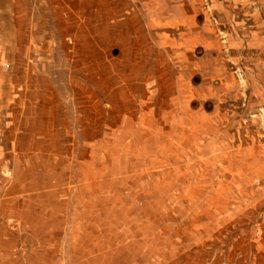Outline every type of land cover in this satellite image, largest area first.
I'll return each instance as SVG.
<instances>
[{"label": "rangeland", "instance_id": "1", "mask_svg": "<svg viewBox=\"0 0 264 264\" xmlns=\"http://www.w3.org/2000/svg\"><path fill=\"white\" fill-rule=\"evenodd\" d=\"M93 1L0 0V264H264V0Z\"/></svg>", "mask_w": 264, "mask_h": 264}, {"label": "crops", "instance_id": "2", "mask_svg": "<svg viewBox=\"0 0 264 264\" xmlns=\"http://www.w3.org/2000/svg\"><path fill=\"white\" fill-rule=\"evenodd\" d=\"M179 1L184 2L186 6H190V7L200 6L201 4L199 0L198 1L179 0ZM93 2L92 3L94 5L108 6L109 1L108 0H96ZM116 17L117 15H115V17L114 15H111V16L106 15L104 19L103 18L98 19V21H100L99 23H97L98 24L97 26H99V31L96 34V36L99 38H104L105 39L104 42H107V39H110V38H111L110 40H113V42H117L119 37H122V36L129 37V36H133L134 34H136V29L133 24L134 18L132 14L128 15L125 21H121V20L117 21ZM91 37L93 36L91 35ZM113 50L116 51L117 53L116 49H113ZM112 55L115 56V54H112Z\"/></svg>", "mask_w": 264, "mask_h": 264}]
</instances>
